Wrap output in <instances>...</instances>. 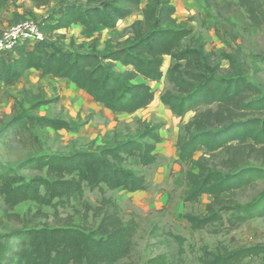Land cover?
<instances>
[{
    "label": "trees",
    "instance_id": "obj_1",
    "mask_svg": "<svg viewBox=\"0 0 264 264\" xmlns=\"http://www.w3.org/2000/svg\"><path fill=\"white\" fill-rule=\"evenodd\" d=\"M16 1L0 0V11ZM28 1L38 10L52 0ZM234 1L245 9L253 27L264 30V0ZM141 2L84 0L82 6L69 5L54 19L41 20L37 28L42 40L33 45L16 44L9 59L0 58V87L16 84L27 72L35 71L70 82L111 113L130 115L153 101L150 84L161 81L165 57L184 63L187 74L182 76L170 70L168 80L173 92L167 91L159 98L176 117L197 112L186 126V135L178 138L177 158L189 163L199 151L225 154L218 165L194 162L186 177L188 190L184 202L197 203L203 196L210 201L202 216L186 215L185 221L193 231L217 227L218 233L264 218V191L246 204L231 198L254 184H264V96L258 85L243 77L210 74L213 70L203 51L179 49L190 31L174 19L171 0H152L141 11L142 19L131 25V37L110 52H74L45 39L73 26L81 27L86 34H94L100 28L114 30ZM259 59L264 62V56ZM117 65L123 69L121 72L115 71ZM27 126L72 131L67 122L45 117L13 118L5 127L10 130ZM158 142L155 133L145 131L138 140L128 139L67 155L28 157L15 167L0 164V198L11 209L26 202L49 207L55 200L74 197L85 187L142 192L145 179L126 170L123 164L131 158L141 167L153 164ZM134 229L122 224L117 213L108 212L93 231L73 227L3 230L0 264H117L130 253ZM261 255L264 246L243 247L214 255L204 264H239Z\"/></svg>",
    "mask_w": 264,
    "mask_h": 264
},
{
    "label": "rangeland",
    "instance_id": "obj_2",
    "mask_svg": "<svg viewBox=\"0 0 264 264\" xmlns=\"http://www.w3.org/2000/svg\"><path fill=\"white\" fill-rule=\"evenodd\" d=\"M84 0L50 1L41 9H33L28 0H17L0 13V38L14 23L54 17L69 5L82 6ZM152 0H142L130 17L117 23L114 30L98 29L86 34L79 26L48 36L47 41L74 52L106 53L125 44L131 37L130 27L141 20V11ZM174 19L190 31L179 49L201 50L217 77L240 76L258 85L264 96V30L249 22L245 9L234 0H171ZM71 43V46H70ZM9 59V58H7ZM123 69L117 65L116 72ZM185 76L184 63L169 57L163 59L162 79L150 84L153 101L133 114H115L94 103L83 91L68 81L27 72L16 84L0 87V164L15 167L28 157L86 151L128 139L138 140L145 131L155 133V161L147 167L136 159H127L123 167L141 175L146 182L142 192L127 193L83 188L68 200L53 201L49 207L26 202L14 208L4 206L0 198V232L19 228L73 227L93 231L101 217L117 213L122 224L134 226L129 255L117 264H204L214 255H223L243 247L264 246V218L248 221L233 230L208 227L193 231L186 215L202 216L210 198L203 196L197 203L184 202L188 190L187 174L194 162L218 165L224 152L193 156L192 162L177 158V141L186 135V126L197 112L174 116L159 98L173 92L168 72ZM40 102L45 104L35 107ZM55 118L69 124L72 131H52L27 126L6 129L13 118ZM189 134L193 130L189 129ZM150 142L149 140H145ZM27 176L29 174H26ZM264 191V184H254L236 192L234 201L246 204ZM239 264H264V255L246 259Z\"/></svg>",
    "mask_w": 264,
    "mask_h": 264
},
{
    "label": "built area",
    "instance_id": "obj_3",
    "mask_svg": "<svg viewBox=\"0 0 264 264\" xmlns=\"http://www.w3.org/2000/svg\"><path fill=\"white\" fill-rule=\"evenodd\" d=\"M43 38V35L38 31L37 23L28 20L14 23L0 38V58H9L11 48L16 44L33 45Z\"/></svg>",
    "mask_w": 264,
    "mask_h": 264
},
{
    "label": "crops",
    "instance_id": "obj_4",
    "mask_svg": "<svg viewBox=\"0 0 264 264\" xmlns=\"http://www.w3.org/2000/svg\"><path fill=\"white\" fill-rule=\"evenodd\" d=\"M11 4H12V3H11ZM11 4H9V5H11ZM9 5H8V6H9ZM8 6H7V7H8ZM7 7H6V8H7ZM4 10H5V9H4ZM4 10L0 11V13H2Z\"/></svg>",
    "mask_w": 264,
    "mask_h": 264
}]
</instances>
